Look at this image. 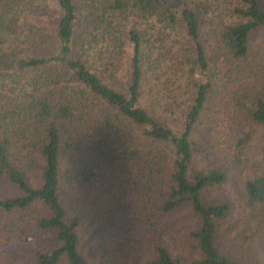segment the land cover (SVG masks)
Segmentation results:
<instances>
[{
  "label": "trees",
  "instance_id": "trees-1",
  "mask_svg": "<svg viewBox=\"0 0 264 264\" xmlns=\"http://www.w3.org/2000/svg\"><path fill=\"white\" fill-rule=\"evenodd\" d=\"M259 32L257 0H0V264H264L207 197L264 127ZM239 196L263 221L264 170Z\"/></svg>",
  "mask_w": 264,
  "mask_h": 264
},
{
  "label": "rangeland",
  "instance_id": "rangeland-1",
  "mask_svg": "<svg viewBox=\"0 0 264 264\" xmlns=\"http://www.w3.org/2000/svg\"><path fill=\"white\" fill-rule=\"evenodd\" d=\"M257 1L261 8L264 9V0ZM263 42L264 33L259 32L254 35L252 39V45H254V47H257L259 43ZM227 106V100L225 102V100L217 98L216 106L214 108L215 110H219L222 114L220 116L221 127L218 128L217 125L218 134L215 137L219 139L220 142L225 143L226 141V149H228L230 158L232 159L234 156L236 157V153L234 152V145L236 144L235 142H237L241 136H227V132L225 131L226 123H222L225 109L230 110L227 108ZM237 110L235 107L234 112L236 113ZM239 116H243V113H240ZM229 120H231L232 122V116ZM244 122L242 123V125H245V132L249 134V137L246 140V143L241 147L242 155L239 158L242 160L236 165H231L228 181L222 186L211 188L210 190H208L207 197L214 203L225 201L230 203L231 205V214L227 219V223H225V225L229 224L234 226L233 229L235 231L231 232V241L227 238V236H225V234H223L220 238L219 243L229 246L230 243L233 244V242L237 240V245L241 247L247 244L244 240L250 243V240L248 239V237H250L253 238L254 241L252 246L257 247L259 244H264V208H258L256 213H254L261 219H263V221L261 220L259 222L257 219L252 221L249 219L250 221H248V218L252 213L246 208L239 195L241 194L242 185L244 184V182L259 175L264 170V161L260 153L264 138V127L259 125H250L249 123ZM221 163L223 165L226 164V160H221ZM183 214L186 215L187 212H184ZM6 242V235L0 234V247L8 249L6 247ZM169 245H172L176 250L181 247L180 242L178 240H174L173 237L171 242H169ZM8 250L9 253L14 251L13 249Z\"/></svg>",
  "mask_w": 264,
  "mask_h": 264
}]
</instances>
